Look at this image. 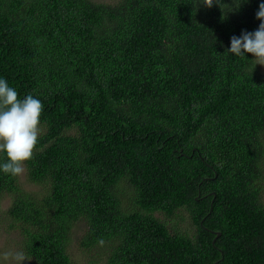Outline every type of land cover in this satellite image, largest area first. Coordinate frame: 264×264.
<instances>
[{
  "label": "trees",
  "instance_id": "obj_1",
  "mask_svg": "<svg viewBox=\"0 0 264 264\" xmlns=\"http://www.w3.org/2000/svg\"><path fill=\"white\" fill-rule=\"evenodd\" d=\"M222 3L0 0V78L43 104L30 188L0 171L24 264H84L81 222L86 264H264V69L227 52L264 0Z\"/></svg>",
  "mask_w": 264,
  "mask_h": 264
},
{
  "label": "clouds",
  "instance_id": "obj_2",
  "mask_svg": "<svg viewBox=\"0 0 264 264\" xmlns=\"http://www.w3.org/2000/svg\"><path fill=\"white\" fill-rule=\"evenodd\" d=\"M199 2L208 8L216 4L221 10L226 5L222 0ZM256 18L261 21L258 28L253 32L242 31L239 37L233 35L227 52L237 57L251 54L257 64L264 65V3L259 4ZM42 112L43 104L39 99L32 94L19 98L16 89L10 87L6 79L0 78V152L7 156L0 163V171L13 177L23 174L24 163L33 158L38 144ZM98 243L103 245L104 241L100 239ZM2 255L13 264L30 261L23 251H7Z\"/></svg>",
  "mask_w": 264,
  "mask_h": 264
},
{
  "label": "rangeland",
  "instance_id": "obj_3",
  "mask_svg": "<svg viewBox=\"0 0 264 264\" xmlns=\"http://www.w3.org/2000/svg\"><path fill=\"white\" fill-rule=\"evenodd\" d=\"M98 1L110 3V2H113L114 0H98ZM261 66L264 69V65H261ZM20 176H21V180L26 183L27 187L30 188V185L27 184L26 182L25 170L23 174H21ZM262 200L264 201V190L262 192ZM8 206H9V198H6V197L0 198V264H13L12 261L5 260L2 254L7 251H18L17 240H16L17 238L16 230L10 227L12 220L3 218L1 216V211L5 210ZM182 224L183 226L185 225V227L190 226L189 221L185 223L183 222ZM86 228L87 226L83 222L75 226V228L73 229L75 237L70 245V253L72 257L74 258V260L77 262H81L82 260H84L85 261L84 264L87 263L88 259H91V255L88 254L87 252L81 251L77 238L84 233Z\"/></svg>",
  "mask_w": 264,
  "mask_h": 264
},
{
  "label": "water",
  "instance_id": "obj_4",
  "mask_svg": "<svg viewBox=\"0 0 264 264\" xmlns=\"http://www.w3.org/2000/svg\"><path fill=\"white\" fill-rule=\"evenodd\" d=\"M220 233H218V235H219Z\"/></svg>",
  "mask_w": 264,
  "mask_h": 264
}]
</instances>
